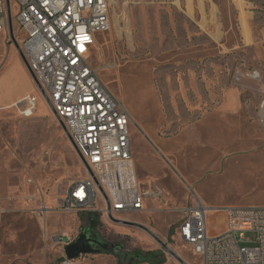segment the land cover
<instances>
[{
	"label": "rangeland",
	"instance_id": "374dc122",
	"mask_svg": "<svg viewBox=\"0 0 264 264\" xmlns=\"http://www.w3.org/2000/svg\"><path fill=\"white\" fill-rule=\"evenodd\" d=\"M205 4L209 10L211 1ZM214 4L218 20L203 12L198 26L179 1L111 0L112 27L97 38L105 64L97 51L91 61L134 119L140 183L159 194L123 219L149 227L188 264L203 262L175 231L179 209L196 193L210 206L264 205V0ZM12 20L21 44L14 12ZM26 92L38 98L32 117L0 108V264H58L65 256L58 237L75 239L89 224L82 211L58 207L86 167L12 42L7 18L0 97ZM44 205L50 210L37 214ZM208 226L211 234L223 232L225 215L210 211ZM96 230L124 250H163V264H181L141 228L103 215ZM114 257L89 253L73 261L114 264Z\"/></svg>",
	"mask_w": 264,
	"mask_h": 264
},
{
	"label": "built area",
	"instance_id": "2783aa9c",
	"mask_svg": "<svg viewBox=\"0 0 264 264\" xmlns=\"http://www.w3.org/2000/svg\"><path fill=\"white\" fill-rule=\"evenodd\" d=\"M23 34V54L50 101L67 126L91 174L72 181L60 197L64 212L109 214L117 219L142 211L157 191L139 181L132 149L134 119L92 64L97 38L112 27L109 0H10ZM7 26L6 0H0V31ZM83 49V50H82ZM38 98L28 94L15 103L23 117H32ZM159 155L167 161L164 152ZM171 166V164H169ZM50 209L42 206L37 214ZM176 228L180 241L199 255L203 264H264V205L210 206L196 193L180 209ZM210 211L223 213L226 228L211 234ZM113 222V221H112ZM74 239L58 237L63 247ZM58 264H74L66 256Z\"/></svg>",
	"mask_w": 264,
	"mask_h": 264
},
{
	"label": "water",
	"instance_id": "95a60500",
	"mask_svg": "<svg viewBox=\"0 0 264 264\" xmlns=\"http://www.w3.org/2000/svg\"><path fill=\"white\" fill-rule=\"evenodd\" d=\"M6 6H7V18H8L9 34H10L12 42L14 43L18 52L20 53L21 57L23 58L33 80L35 81V83L38 86V88L40 89L42 95L45 97L46 101L48 102L49 106L51 107L54 115L56 116L58 122L60 123L65 134L67 135L71 144L75 148L76 152L78 153L83 164L88 169V171L91 174H93L88 162L86 161V159L84 158V156L80 152L79 148L77 147V145H76L73 137L71 136L67 126L65 125L63 120L60 118V116L58 115L56 110L54 109L47 92L42 87L41 83L39 82L35 73L30 68L29 63L23 54L21 46H20V44H19V42L16 39L15 34H14L10 0H6ZM109 217H110L111 221H113L116 224H123V225L138 227V228L145 230L158 243H160L173 257H175V259H177L181 264H188L179 254H177L155 232H153V230H151L146 225H144L142 223L134 222V221L125 220V219H117V218L113 217L111 214H109ZM96 228L97 227L94 224H88L87 226L83 227L80 234L71 243H69L68 245H66L64 247L65 256L70 260H73L77 257H80L82 254H89V253H106V254H111L113 256H116V257H120L121 252H122V246H120L118 244L111 243V242L103 239L100 232L97 231Z\"/></svg>",
	"mask_w": 264,
	"mask_h": 264
},
{
	"label": "crops",
	"instance_id": "0c3cea01",
	"mask_svg": "<svg viewBox=\"0 0 264 264\" xmlns=\"http://www.w3.org/2000/svg\"><path fill=\"white\" fill-rule=\"evenodd\" d=\"M111 3V0H109ZM174 1H179L181 3V10L185 14L186 18L189 20H195L198 23L199 26V15L202 17L203 12H205V15L207 18H210L212 21H217L218 20V11L217 7L214 5V0H174ZM211 1V8L207 10L206 2ZM209 12V13H207ZM197 28V32H198ZM206 31L209 33V31L206 29ZM212 37H219V32L213 31L209 33ZM30 94L29 92H26L24 94H19L16 96L14 99L10 100H4L3 98L0 97V108H7L11 105H14L19 99L24 97L25 95ZM12 107V106H11ZM226 228V227H225ZM217 234V233H214ZM219 234V233H218ZM114 264H117V259L114 257Z\"/></svg>",
	"mask_w": 264,
	"mask_h": 264
},
{
	"label": "trees",
	"instance_id": "16d2710c",
	"mask_svg": "<svg viewBox=\"0 0 264 264\" xmlns=\"http://www.w3.org/2000/svg\"><path fill=\"white\" fill-rule=\"evenodd\" d=\"M85 216H88L89 224L98 225L100 216L93 212H82ZM121 252V256L117 257V264H138L142 262H148L150 264H163L165 262V253L163 250H124Z\"/></svg>",
	"mask_w": 264,
	"mask_h": 264
},
{
	"label": "flooded vegetation",
	"instance_id": "af4514ba",
	"mask_svg": "<svg viewBox=\"0 0 264 264\" xmlns=\"http://www.w3.org/2000/svg\"><path fill=\"white\" fill-rule=\"evenodd\" d=\"M104 239V238H103ZM106 240V239H105ZM108 241V240H107ZM111 243H114V242H111ZM114 244H116V243H114ZM122 251H123V249H122Z\"/></svg>",
	"mask_w": 264,
	"mask_h": 264
},
{
	"label": "bare ground",
	"instance_id": "6f19581e",
	"mask_svg": "<svg viewBox=\"0 0 264 264\" xmlns=\"http://www.w3.org/2000/svg\"><path fill=\"white\" fill-rule=\"evenodd\" d=\"M15 105V104H14ZM14 105H12V106H14Z\"/></svg>",
	"mask_w": 264,
	"mask_h": 264
},
{
	"label": "snow or ice",
	"instance_id": "6c2138e0",
	"mask_svg": "<svg viewBox=\"0 0 264 264\" xmlns=\"http://www.w3.org/2000/svg\"><path fill=\"white\" fill-rule=\"evenodd\" d=\"M83 50V49H82Z\"/></svg>",
	"mask_w": 264,
	"mask_h": 264
}]
</instances>
